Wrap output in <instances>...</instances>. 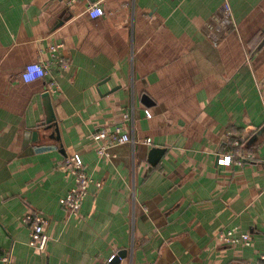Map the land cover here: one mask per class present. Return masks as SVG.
Instances as JSON below:
<instances>
[{
    "label": "crops",
    "instance_id": "crops-1",
    "mask_svg": "<svg viewBox=\"0 0 264 264\" xmlns=\"http://www.w3.org/2000/svg\"><path fill=\"white\" fill-rule=\"evenodd\" d=\"M68 1L0 0V256L254 264L264 254V0H97L94 19L90 0ZM56 45L66 66L22 81ZM117 124L153 146L99 157L93 133ZM73 155L93 179L77 215L60 204ZM33 211L49 219L44 252L29 246ZM226 228L251 245L220 244Z\"/></svg>",
    "mask_w": 264,
    "mask_h": 264
},
{
    "label": "built area",
    "instance_id": "built-area-1",
    "mask_svg": "<svg viewBox=\"0 0 264 264\" xmlns=\"http://www.w3.org/2000/svg\"><path fill=\"white\" fill-rule=\"evenodd\" d=\"M76 0L68 1V5ZM88 15L90 18H98L103 16V10L101 7L94 3L88 6ZM61 45L50 47L51 55L53 59L47 63H30L27 64L22 70L20 77L23 80L24 75H32L35 77L30 83L36 82L43 79L51 67L59 66L61 69L66 66L63 58L56 56L57 50ZM30 68L38 69V71L29 72ZM51 91L57 92L59 86L56 83H51ZM153 114L145 109L143 111V117L150 119ZM128 115H124V120H128ZM93 138L96 141H102L97 149V155L99 157H106L107 159H113L117 155L114 152L115 149L130 145L132 147L142 146L147 149L153 146L150 139H138L130 135L124 128V124H117L111 128L103 129L102 131L94 132ZM235 143V146H238ZM233 155H221L218 157L217 163L219 165H229L233 161ZM250 157V155H247ZM68 169L69 173L73 176L74 187L63 198L60 199V204L70 215H77L80 211L83 201L88 195V187L93 183V179L87 174L84 164L79 155H73L68 158ZM100 186V183L97 184ZM23 223L28 226L29 229V246L38 252H44L46 250L48 237L45 233V228L49 224V219L40 212L33 211L28 213L23 218ZM217 241L220 244L235 246V245H251V237L249 234L240 233L238 234L235 228L222 229L216 236ZM11 258L9 255L0 256V264H10ZM254 264H264V254H259L257 261Z\"/></svg>",
    "mask_w": 264,
    "mask_h": 264
},
{
    "label": "water",
    "instance_id": "water-1",
    "mask_svg": "<svg viewBox=\"0 0 264 264\" xmlns=\"http://www.w3.org/2000/svg\"><path fill=\"white\" fill-rule=\"evenodd\" d=\"M92 3H95L97 0H90ZM54 119L52 117H49L48 118V123H52L54 122L53 121ZM157 149H151L149 152H148V155H149V158H151V162L154 163V160L152 159V156L155 154V153H159V151H156ZM124 254H125V251H120L115 257H113L110 261L109 264H118L119 262V259L123 258L124 257Z\"/></svg>",
    "mask_w": 264,
    "mask_h": 264
},
{
    "label": "clouds",
    "instance_id": "clouds-1",
    "mask_svg": "<svg viewBox=\"0 0 264 264\" xmlns=\"http://www.w3.org/2000/svg\"><path fill=\"white\" fill-rule=\"evenodd\" d=\"M32 71H38V69L30 68L29 72H32ZM34 79H35V77L32 75H24V77H23V80L25 83H30Z\"/></svg>",
    "mask_w": 264,
    "mask_h": 264
}]
</instances>
